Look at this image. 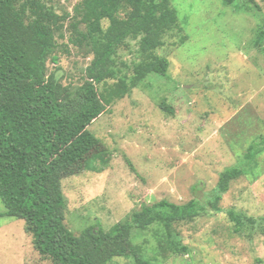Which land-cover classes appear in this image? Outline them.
Returning a JSON list of instances; mask_svg holds the SVG:
<instances>
[{"label":"rangeland","instance_id":"obj_1","mask_svg":"<svg viewBox=\"0 0 264 264\" xmlns=\"http://www.w3.org/2000/svg\"><path fill=\"white\" fill-rule=\"evenodd\" d=\"M82 1L54 0V5L73 17ZM258 5L249 11L243 1L171 0L178 25L156 50L170 62L166 77L135 71L136 65L145 66L135 42L120 51L98 86L112 97L110 110L89 128L101 147L85 171L62 180L65 223L77 236L89 227L110 231L144 206L197 199L205 211L172 229L188 252H177L166 230L155 225L133 230L138 255L152 264L264 260V153L254 156L256 175L233 182L220 203L225 212L245 213L258 224L237 233L227 213L209 206L221 174L240 166L251 146L262 145L264 1ZM72 21L56 52L65 85L77 84L92 60L85 47L69 43ZM164 101L174 114L160 108ZM5 211L0 199V264H54L34 248L26 222L3 216ZM135 257L133 250L110 264H137Z\"/></svg>","mask_w":264,"mask_h":264},{"label":"trees","instance_id":"obj_2","mask_svg":"<svg viewBox=\"0 0 264 264\" xmlns=\"http://www.w3.org/2000/svg\"><path fill=\"white\" fill-rule=\"evenodd\" d=\"M228 5L243 1L250 11L259 0H223ZM264 1V0H262ZM75 15L60 13L54 0H0V199L5 217L26 222L34 248L54 264H110L135 250L137 264H152L138 255L132 244L134 229L164 228L178 252H188L173 239L175 225L194 220L205 211L192 199L178 205L166 200L135 211L112 230L86 228L77 236L65 223L68 200L62 180L80 174L101 147L90 126L110 109L112 97L98 86L131 42L138 45L141 62L135 71L166 77L170 62L156 50L178 25L171 0H83ZM83 48L92 60L80 81L65 85L56 52L59 39ZM154 38V39H153ZM161 39V40H160ZM156 43H155V41ZM264 41V32L259 36ZM64 50L69 51L65 47ZM56 66L50 70L49 64ZM160 108L174 114L166 101ZM251 146L240 166L224 171L209 206L217 212L232 183L256 175L257 159L264 153ZM76 172V173H74ZM236 232L258 220L227 210ZM264 221V218H263ZM264 264V260H258Z\"/></svg>","mask_w":264,"mask_h":264}]
</instances>
